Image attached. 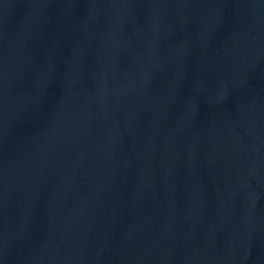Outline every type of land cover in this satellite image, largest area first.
<instances>
[{"label": "water", "instance_id": "water-1", "mask_svg": "<svg viewBox=\"0 0 264 264\" xmlns=\"http://www.w3.org/2000/svg\"><path fill=\"white\" fill-rule=\"evenodd\" d=\"M0 264H264V0H0Z\"/></svg>", "mask_w": 264, "mask_h": 264}]
</instances>
